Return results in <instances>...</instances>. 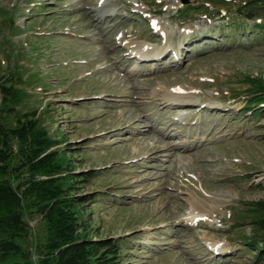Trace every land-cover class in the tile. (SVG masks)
I'll use <instances>...</instances> for the list:
<instances>
[{"label": "rangeland", "instance_id": "obj_1", "mask_svg": "<svg viewBox=\"0 0 264 264\" xmlns=\"http://www.w3.org/2000/svg\"><path fill=\"white\" fill-rule=\"evenodd\" d=\"M237 1L0 0V122L91 174L81 236L117 264H264V10Z\"/></svg>", "mask_w": 264, "mask_h": 264}, {"label": "trees", "instance_id": "obj_2", "mask_svg": "<svg viewBox=\"0 0 264 264\" xmlns=\"http://www.w3.org/2000/svg\"><path fill=\"white\" fill-rule=\"evenodd\" d=\"M242 1H237V10L245 12L244 19H253L255 10H264V0ZM244 6L249 9L244 11ZM245 24H239L242 33ZM253 27L259 32L257 38L264 37V22ZM57 146V141L30 120L19 121L14 128L0 122V175H7L0 180V264H33L34 254L35 264H117L121 249L115 240L81 236L85 226L82 209L93 199L75 193L74 185L92 176L89 172L75 174L61 163ZM11 158L15 163L8 168ZM12 181H16L15 186ZM26 213L41 218L43 239L39 243L26 239ZM255 250L259 258L264 257V247Z\"/></svg>", "mask_w": 264, "mask_h": 264}, {"label": "bare ground", "instance_id": "obj_3", "mask_svg": "<svg viewBox=\"0 0 264 264\" xmlns=\"http://www.w3.org/2000/svg\"><path fill=\"white\" fill-rule=\"evenodd\" d=\"M139 49H134V50H132V52H133V54H134V57H136V58H138L139 60H145V59H147L146 58V56H145V53H143V52H141V51H139ZM132 54V55H133ZM160 54H162V53H160ZM159 53H157V54H155V57H158L159 55H160ZM166 55V54H165ZM164 55V56H165ZM131 58H133L132 56H130ZM130 58V59H131ZM175 93H169V92H166L165 94H164V97L165 98H167V104L166 105H170V106H168V107H171V106H173V104H175V105H178L177 107H179V106H182V105H184L183 104V102H177L176 100H177V97H175V95H174ZM177 103V104H176ZM201 106V105H200ZM208 107V105L207 104H204V107ZM210 109H214V108H212L211 107V105H210V107H209ZM178 118V117H177ZM177 118L175 119V120H177ZM214 251V253H216V254H218L217 253V251H215V250H213ZM219 253H221V252H219Z\"/></svg>", "mask_w": 264, "mask_h": 264}, {"label": "water", "instance_id": "obj_4", "mask_svg": "<svg viewBox=\"0 0 264 264\" xmlns=\"http://www.w3.org/2000/svg\"><path fill=\"white\" fill-rule=\"evenodd\" d=\"M182 1V3H187V0H181Z\"/></svg>", "mask_w": 264, "mask_h": 264}]
</instances>
